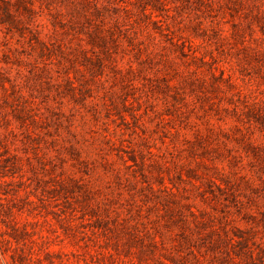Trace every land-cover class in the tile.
Returning a JSON list of instances; mask_svg holds the SVG:
<instances>
[{
	"label": "rangeland",
	"instance_id": "374dc122",
	"mask_svg": "<svg viewBox=\"0 0 264 264\" xmlns=\"http://www.w3.org/2000/svg\"><path fill=\"white\" fill-rule=\"evenodd\" d=\"M0 264H264V0H0Z\"/></svg>",
	"mask_w": 264,
	"mask_h": 264
}]
</instances>
